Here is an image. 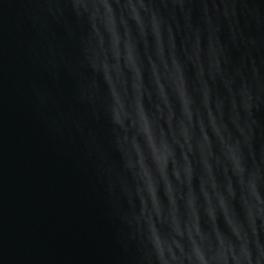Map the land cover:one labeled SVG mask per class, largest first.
Masks as SVG:
<instances>
[{
    "label": "water",
    "instance_id": "obj_1",
    "mask_svg": "<svg viewBox=\"0 0 264 264\" xmlns=\"http://www.w3.org/2000/svg\"><path fill=\"white\" fill-rule=\"evenodd\" d=\"M0 264H264V0H0Z\"/></svg>",
    "mask_w": 264,
    "mask_h": 264
}]
</instances>
